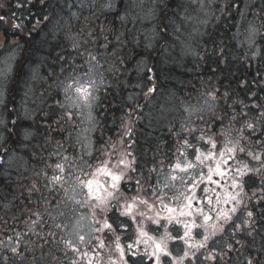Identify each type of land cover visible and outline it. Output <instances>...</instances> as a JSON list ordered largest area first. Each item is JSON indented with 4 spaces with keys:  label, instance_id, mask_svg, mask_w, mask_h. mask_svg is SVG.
I'll use <instances>...</instances> for the list:
<instances>
[{
    "label": "snow or ice",
    "instance_id": "snow-or-ice-1",
    "mask_svg": "<svg viewBox=\"0 0 264 264\" xmlns=\"http://www.w3.org/2000/svg\"><path fill=\"white\" fill-rule=\"evenodd\" d=\"M190 2L197 5L193 11L205 8L204 0ZM90 3L94 4L95 0H64L61 11L68 9L70 19L80 21L83 17L84 21H88L89 16L95 15L94 8L90 9L89 16L83 14V9ZM236 3L237 0H233L227 6L228 9L231 10ZM13 4L15 8H22L25 4L29 7L37 4L42 8L49 6L46 0H10L7 4H0V9L10 8ZM144 4L145 0H120L125 13L120 15L116 0H105L104 10L116 12L122 25L126 26L127 16L135 8L144 11L140 17L141 22L148 20L151 23L155 20V23L147 30L137 29L125 39L117 35L115 43L107 35L101 39L100 34H94L97 29L92 26L87 31L77 28V33L85 37L83 42L71 38V51L65 45L55 57L60 74L55 70L49 74L52 83L45 81L47 86L40 95L33 96L31 102L36 108L31 111L27 108L23 114L17 111L13 103L15 89L12 87L18 86L23 80L24 67L30 59L23 57L22 61H15L14 56L0 59V176H7L12 160L8 145L13 139L23 148H31L36 162H43L45 153L50 160L36 173L37 177L43 174V188L49 195H44L40 180L37 179L27 189L26 197L30 204L33 193L38 194L37 204L48 206V219L37 209L25 204L21 216L24 210L29 215L24 220V232L15 231L19 221L14 214L9 217L13 220L11 229L14 235L9 236L6 228L2 232L6 242L0 241V245L19 258L21 264H27L29 255L34 264H60V258L55 255L59 249L53 250L49 245L58 243L55 230L63 229L64 225L57 222L52 213L62 203L66 205L69 201L80 208L89 209L93 233L104 234L106 237L109 233L126 232L129 228L128 220L137 225L138 239L127 244L130 259H125V248L120 244L119 236L116 237L119 264H162V257H172L168 250V240L182 242L185 246L183 255L172 257L171 264H184L185 259L189 260V264H197L201 256L204 260L211 259L219 264V261L235 250L232 244L227 245L223 255H205L200 251L208 247L209 240L217 233L230 232L238 244L240 239L236 238L237 233L253 236V241L254 233L264 236V103H259V98L250 102L236 100L225 90L223 105L220 107L216 103L222 99L218 92L209 93L212 103H186V120L179 129H170L175 137V159L173 161L171 156L165 154L169 171L163 179L160 177L164 161L157 164L154 156L151 161L154 166L148 168L147 159H138L137 155H133L134 141L124 139L125 136H132L130 126L125 125L127 130L116 138H104L106 118L112 106L105 105L103 100L114 91L116 73L120 71V64L124 63L121 50L131 40L136 46L142 45L146 51H156L159 47L167 52L170 37L180 31L179 27H173V17L177 15L173 7L188 11V7L177 3V0H150L147 8ZM73 8L76 11L72 12ZM261 11L264 12V5ZM240 14L244 15L243 12ZM16 17L15 11L11 16L0 11V25L11 19L13 33L24 32L26 27H22ZM48 19V15H44L36 23ZM183 19L191 21L199 20V17L188 14ZM260 19V27L250 23L247 30L246 39L250 47L254 37L264 28V17ZM99 31L102 32V29ZM90 46H94L97 51H91ZM5 47H8L7 42ZM20 47L19 44L15 45V48ZM101 47L105 50L103 54L99 52ZM101 55L111 58L110 68H104ZM148 71L152 72V69ZM106 72H111L112 83L105 84ZM147 78L151 80L152 76ZM102 86L105 91L103 97L100 95ZM156 91L157 87L151 85L144 94ZM30 92L31 89L24 91V102ZM252 95L256 96V93ZM234 104L239 107H233ZM127 107L131 108L132 104L129 103ZM128 116L131 117V113ZM24 120H31L32 123L25 126ZM69 123L72 124L71 128L68 127ZM33 127L43 133V143H32L34 133L30 129ZM48 169H51V174ZM20 195L24 196V193ZM2 199L7 200V197ZM9 205L20 207L11 201L4 207ZM63 214V211L58 213L61 216ZM121 217L128 219L121 220ZM145 222L154 225L151 231L159 235L158 240L145 231ZM6 223V220L0 222V228ZM46 225L48 231H41ZM173 232L176 235H172ZM33 235L35 240L32 239ZM196 236L201 239L194 244ZM78 239L85 248L70 240L63 241L64 254L71 251L75 256L70 264H80L83 258H87V264H94L93 258L98 255V250L105 247L104 239L99 235L90 237L96 241L91 248H87L88 241L84 235H79ZM141 243L144 249L138 261L135 259L136 249ZM37 249L39 257L35 255ZM0 259L7 260L8 256H0ZM247 264H260V261L253 258Z\"/></svg>",
    "mask_w": 264,
    "mask_h": 264
},
{
    "label": "trees",
    "instance_id": "trees-1",
    "mask_svg": "<svg viewBox=\"0 0 264 264\" xmlns=\"http://www.w3.org/2000/svg\"><path fill=\"white\" fill-rule=\"evenodd\" d=\"M187 1V0H186ZM177 0V3H183L188 7V11L184 9L173 11L177 15L173 17V27H179L180 31L170 37V46L167 52H163L159 47L156 51H146L144 47L136 46L134 41L129 40L127 45L121 50V57L124 63L120 64V71L116 73V81L113 84L114 91L103 100L105 105H111V110L107 116V125L103 135L105 139L116 138L124 132V126L137 125L136 121L129 118L128 113L136 105H142L145 102L150 104L144 105L143 116L139 117L138 123L140 128L135 131V138L152 142V147L165 151L168 156H172V152L176 151V146L173 143L175 137L171 134L170 129H179L180 125L186 120V112L184 105L186 103H195L197 100L212 101L209 93L218 92L222 99L216 101L218 107L223 105V93L228 91L229 96L236 100L245 102L256 101L264 103V28L261 29L256 39L257 46L260 48L257 53H253L246 45L240 43L238 36V20L242 17L240 14L256 19L259 27L261 25L260 17H264V12L261 11V6L264 5V0H253L251 5L248 0H237L235 6L228 9V5L232 4L233 0H218L213 7V15L207 27L206 32L201 35H191L187 25L190 21H185L184 16L191 14L197 16V5ZM10 0H0V4H7ZM49 4L47 8H42L40 5L29 7L25 4L22 8L6 7L0 9L5 11L9 16L15 11L17 13L16 21L26 30L22 33H13L12 21L0 25V59L5 56H14L15 61H22L23 57L30 59L29 63L25 64V76L18 86L14 87L15 100L17 111L23 114L25 108L30 111L36 108L31 100L33 96H39L47 83H52L49 74L54 70L59 72V64L55 63V57L62 52L65 45H68V51H71V38L83 42L84 36L77 33V28H84L86 31L89 26L97 29L94 34L107 35L115 43V36L119 35L121 39L129 37L131 33L137 29L147 30L152 25L141 22L140 17L143 11L139 8L134 9L127 16L126 26L122 25L119 16L116 12H108L104 10L105 0H95L94 4H89L83 9L84 16H89L91 8H94L95 15L89 16L88 21H84L81 17L80 21L70 19L68 9L61 11L64 0H46ZM167 2V0H165ZM117 11L120 15H125L120 5V0H116ZM148 5V3H146ZM53 5H56L53 7ZM245 5H248L246 8ZM72 12L76 8L71 9ZM44 15H48V20H41ZM155 20H153V24ZM102 29V32L99 30ZM7 42L8 47H5ZM243 42V41H242ZM21 45L20 48H15V45ZM245 44V43H244ZM192 46V49H186ZM222 48L223 51H219ZM83 50V49H81ZM90 50L95 52L97 49L90 46ZM100 53H105L103 47L99 49ZM104 68H110L112 60L107 55L100 56ZM15 61L13 63V71L15 69ZM151 68L152 72L148 69ZM124 69H127L124 71ZM259 72V74H258ZM105 84L112 83L111 72H106ZM152 76L149 80L147 77ZM257 81L259 83H257ZM155 85L157 91L151 95L145 96L147 87ZM55 85H53V88ZM31 89L26 102L24 91ZM252 93H256L253 96ZM101 97L105 95L104 87L102 86ZM131 98V99H130ZM131 103L132 107L127 105ZM233 107H239L234 104ZM117 108H120L117 111ZM123 117V124L121 123ZM25 126L30 125L31 120H24ZM199 123V121H197ZM235 127H239L236 125ZM34 133L32 143H43V133L37 131L36 127L30 129ZM99 135V134H98ZM126 139V137H124ZM156 143V144H154ZM12 160L7 169V176H0V222L6 220L0 228V241L6 242V237L2 234L3 230L8 229V235L13 236L14 231L11 229L13 220L10 219L13 214L16 216L19 223L16 225L15 231L24 232V220L28 218L29 213L24 210L23 216L21 211L24 205L37 209L42 213L45 219L47 216V205L37 204L38 194L33 193L31 203L29 204L26 197L28 196L27 189L31 187L32 182L39 179L41 191L45 196L49 193L43 188L44 177L41 174L37 177L36 173L44 164L50 163L47 153L44 154L43 162H36L32 157L31 148H23L15 139L8 145ZM52 147H55L53 143ZM54 159V158H53ZM51 174V169L47 170ZM23 192L24 196L20 193ZM7 197V200H3ZM11 201L13 204L20 205L19 208L4 207L5 204ZM7 213V215H5ZM51 223V220H49ZM48 231L47 225L41 230ZM253 241V236H244L243 233H237L236 238L240 239V243H236V239L232 238L231 233L220 234L217 237L221 238L224 246L217 250V253L223 255L227 251V245L232 244L234 251L224 257L219 264H247L249 259L255 258L264 264V236L256 235ZM61 236L57 234L58 243L49 245L55 251L56 256L64 259L65 264H68V257L73 254L71 251L64 254V243L60 241ZM32 239L36 237L33 235ZM31 246V245H29ZM206 255L215 254L208 247L205 249ZM7 255L8 259H0V264H21L19 258L14 257L10 252L0 245V256ZM37 257L40 252L37 249L35 252ZM219 260V257H218ZM61 263V261H60ZM27 264H34L32 256L29 255ZM206 264H217V262L208 259Z\"/></svg>",
    "mask_w": 264,
    "mask_h": 264
},
{
    "label": "flooded vegetation",
    "instance_id": "flooded-vegetation-1",
    "mask_svg": "<svg viewBox=\"0 0 264 264\" xmlns=\"http://www.w3.org/2000/svg\"><path fill=\"white\" fill-rule=\"evenodd\" d=\"M151 94H153V93H149L147 95H151ZM147 95H145V96H147ZM145 104L149 105L150 103L145 102L142 105H136L135 107H133L132 110H128V109L126 110V113H127V111H129V113H131V117H129V118L133 121H136L137 125L131 126L132 136L131 137L125 136V137H126V140L130 139V140L134 141L133 148H132L133 155H137L138 159H147L149 161V163L147 165L148 168H152L154 166L151 163L154 156L156 158L157 164H159L160 161H164V169H163V172L161 173V177H160L161 179H163L164 175L169 171V169L167 167L168 160L166 159V156H165V154H167V153L165 151H163V152L161 150L159 151V149L155 148V146L153 148L152 142H148V141H144V140L138 141L135 138V131L139 130L138 127L140 128L139 123H138V119H139V117H142L144 115L143 111H144V105ZM141 114H142V116H141ZM84 126H86V125H84ZM68 127L71 128L72 124L69 123ZM126 130L127 129L124 126V131H126ZM98 134L99 133H95L94 135H98ZM154 144H156V143H154ZM121 148H123V146H121ZM174 153H175V151L172 152V156H171L173 161L175 159V157L173 155ZM167 156H168V154H167ZM53 158L55 159V157H53ZM202 187H203V185H202ZM85 209L89 212V209L87 207H85ZM89 215L91 217L90 212H89ZM120 219L121 220H127L128 218L127 217H121ZM57 222H60V221H57ZM128 223H129V228L127 229L126 232L109 233L106 237L104 236V234L93 233V236L94 235L101 236L104 239V243H105V247L103 249H99L98 255H96L93 258L94 264H113V261H116V264H119V260H118L119 252L116 250V237L117 236H119L120 244L123 245L125 248V259H130V257L128 256L127 244L134 243L138 239V228H137L136 224H133L131 222V220H128ZM143 226L145 228V231H148L150 236H153L157 240L159 239V235L156 233H153L151 231V229L154 227V225H152L148 222H145ZM64 228L65 227H63V229H56L55 230L57 232V234H59L61 236V238H60L61 242L66 240L64 233H63ZM91 231H92V221H91ZM161 234H162V230H161ZM172 235H176V233L173 232ZM95 243H96L95 240H91L89 242V244L87 245V248H91ZM178 243H180L182 245V247H183L182 249L184 251L185 246L183 245L182 242L168 240V250H169V252L172 253V257H176L172 251V245L178 244ZM149 244H151V241H149ZM83 248H85V247H83ZM143 249H144L143 243H141L139 245V247L136 249L137 256L135 257V259H137L138 261L141 259L142 255H143ZM149 250H151V249H149ZM61 251H65V246H63V250H61ZM182 255H183V252H182L181 256ZM58 257L60 258V261H61L60 264H65L64 259L60 256H58ZM172 257H162L161 258L162 264H171ZM73 258H75L74 254H73ZM176 258H178V257H176ZM68 259H69L68 264H70V261L72 259L71 254L68 257ZM144 259L146 261L147 258L145 257ZM80 264H87V258L81 259Z\"/></svg>",
    "mask_w": 264,
    "mask_h": 264
},
{
    "label": "rangeland",
    "instance_id": "rangeland-1",
    "mask_svg": "<svg viewBox=\"0 0 264 264\" xmlns=\"http://www.w3.org/2000/svg\"><path fill=\"white\" fill-rule=\"evenodd\" d=\"M186 1V0H184ZM190 0H187L188 2ZM218 0H204L205 8L203 10H198L197 16L199 17V20H191L190 24L187 25L188 31L191 35H201L206 32L207 27L209 25L210 19H211V14L213 15V7L217 3ZM249 4L251 5L253 0H248ZM148 3V5L146 4ZM150 4V0H145L144 7L147 8ZM195 4V3H194ZM137 9V8H135ZM141 8H139L140 10ZM141 11H143L141 9ZM248 10H246L245 14L238 20V36L242 38L240 40V43L243 45H246L248 49H251L253 53H257L259 51V47L257 46L258 44L256 43V39L258 35L254 37V43L252 46H249V43L247 41V36H248V28L250 23L255 24L257 27H259V24L257 23L256 19L254 18H249L247 16ZM144 15V11L141 14V16ZM196 17V16H195ZM146 24L152 25L153 21L150 23L148 20H144ZM243 41V42H242ZM245 43V44H244ZM192 46H188L186 49H192ZM212 103L209 100H197L194 105H205V102ZM187 113H186V118H187ZM195 119V118H193ZM80 197H77L79 199ZM63 211V215H58L59 212ZM53 215L56 216L57 221H60L64 225V236L66 240H70L73 243L77 244L81 248L85 247V245L80 244L79 242V235H84L86 241L89 242L92 240L90 237L93 236V232L91 231V217L89 215V212L84 208H80L78 205H75L73 202L69 201L66 205L61 204L60 208L55 209L52 213ZM200 239H198L199 241ZM216 241H220L219 243H215ZM197 242V241H196ZM222 240L221 238L218 237H212L209 240L208 247H210L215 253H217V250L219 248H222L224 244H221ZM87 244V245H88ZM178 245V246H177ZM215 245V246H213ZM175 250V253L177 255H180L182 252V245L181 244H176L172 246ZM207 247V248H208ZM201 249L200 251H202ZM199 255V253H197ZM206 255V254H205ZM184 264H189V260L185 259ZM197 264H206V260L203 259V257H200V260L197 262Z\"/></svg>",
    "mask_w": 264,
    "mask_h": 264
}]
</instances>
